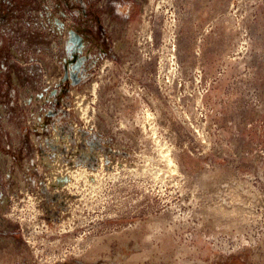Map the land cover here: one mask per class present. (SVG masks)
Listing matches in <instances>:
<instances>
[{
  "label": "rangeland",
  "instance_id": "obj_1",
  "mask_svg": "<svg viewBox=\"0 0 264 264\" xmlns=\"http://www.w3.org/2000/svg\"><path fill=\"white\" fill-rule=\"evenodd\" d=\"M126 13L0 0V264H264V0Z\"/></svg>",
  "mask_w": 264,
  "mask_h": 264
},
{
  "label": "flooded vegetation",
  "instance_id": "obj_2",
  "mask_svg": "<svg viewBox=\"0 0 264 264\" xmlns=\"http://www.w3.org/2000/svg\"><path fill=\"white\" fill-rule=\"evenodd\" d=\"M111 1L112 0H99V3H97L98 0H91L92 3L97 4V8H99V9H106V6ZM116 1H117V7L119 8V10H121V11L123 10V11L127 12L126 13L127 15H129V12L132 11L134 8L135 0H116ZM101 24H102L103 28L105 29V32L110 36L111 39H113V36L111 34L112 29L110 28V18L108 16V13L102 15ZM71 32H73V31H71ZM71 32H70V34H71ZM70 34H69V36H70ZM81 39L83 40L82 37H81ZM83 44H84V40H83ZM73 47H75V46H72V48ZM81 48L79 47L77 49H81ZM73 49L76 50V48H73Z\"/></svg>",
  "mask_w": 264,
  "mask_h": 264
}]
</instances>
